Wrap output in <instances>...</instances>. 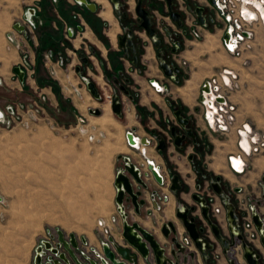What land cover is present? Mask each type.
I'll list each match as a JSON object with an SVG mask.
<instances>
[{"label":"crops","instance_id":"1","mask_svg":"<svg viewBox=\"0 0 264 264\" xmlns=\"http://www.w3.org/2000/svg\"><path fill=\"white\" fill-rule=\"evenodd\" d=\"M173 1L175 4L184 1L194 9L198 6L206 7L204 17L207 19V26L201 29V36H216L221 50L226 56H231L221 44L222 21L207 7V0ZM119 3L126 9L124 19L115 16L110 0H81V4H76L74 0H0V109L11 102H26L34 96L43 95L46 99L45 110L52 117H61L62 120L73 123L78 131L81 125L77 124V119L81 116L85 117L84 128H88L90 134H95V138L98 133L102 134L99 143L103 149L108 150L111 158L109 166L113 195L111 205L106 207L97 221H109L112 215L117 214L113 184L116 172L124 164L123 158L126 157L134 165L142 166V169L144 166L147 169V164L138 151L126 146L124 140L126 131H133L141 140L151 137L158 143L159 140L164 139V149L159 151L152 146L148 147L146 158L154 163V167H158L159 173L167 180L170 181L173 176H176L181 187L175 192L170 190V186L168 189H159L157 181L149 175L150 192L145 195L147 204L139 209L140 214L135 213L131 204L126 205L127 221L137 223L144 230L153 233L162 244L165 240L161 235V228L166 223H174L178 226L179 242L187 236L176 218L178 208L196 207V214L200 216L199 207L193 200L197 183L201 184L210 195L216 196L212 201L213 207H222L223 204L222 199L215 192L217 188L212 186L217 178L221 189L240 187L242 194L231 196L230 204L236 210L237 201L245 198L264 218V192L261 186L264 177L262 155L255 156L243 173L233 172L229 157L239 154L235 135L224 136L210 130L204 120L203 109L198 105L200 86L213 75L204 76L206 72L200 71L199 79L201 77L202 79L199 81L193 79L190 73L184 83L178 85L176 81L169 84L170 95L155 93L150 88L149 81L167 82V77L157 64L159 59L157 49L147 42V36L143 30L136 33L137 39L144 44L138 58L143 66V73L126 75L130 62L124 58L119 39L123 36V31L128 24L136 19L135 8L138 0H119ZM142 8L157 16H165L167 3L165 0H144ZM257 9L258 14L262 15L261 10L258 7ZM25 14H28L34 23V27L29 30L21 23ZM166 21L172 29L177 28L168 19ZM16 24L23 26L24 31L15 30ZM252 27L255 32V43L259 35L264 37V17L260 16ZM67 28L75 32L71 41L64 39ZM202 37L197 40L186 38L182 42L181 50L172 56L173 64L178 69L176 80L180 73L179 65L183 62L182 59L198 57V50L193 49L192 46L199 43ZM82 43L92 47L95 52L87 66L77 55ZM249 53L243 55V64ZM60 60L61 63H59ZM208 62L209 59L202 64L207 65ZM29 63L34 66V75L30 78L24 70V66ZM14 68H19L23 72L22 82L13 73ZM77 68L80 70L78 73ZM222 70L235 74L234 70L226 67L220 71ZM82 77L95 85L101 97L100 100L90 95L82 83ZM105 77L109 79V82L107 84L103 82L104 85H100L99 79L103 81ZM239 77L240 74L237 73V79ZM124 90L128 92V95L124 94ZM133 90H138V96L131 99L130 92L132 94ZM114 94L119 97L121 105L119 117L111 111L110 97ZM167 101H171L173 107L181 111V116L188 120L187 127L177 123L174 116L176 110L170 107ZM93 108L99 111V115H89L88 111ZM104 119H108L110 123L102 125ZM239 122L245 121L239 119ZM172 128H175L179 136L189 129L194 137H186L181 147H177L174 140L168 141L172 138L170 135ZM152 191L168 194L170 200L160 211H155L148 217L147 212L151 210L149 195ZM211 220L219 225L226 237L228 235L226 212L211 216ZM199 221L204 223L203 219ZM122 223V218L119 216L117 222L111 226L110 236L114 238L117 245L126 248L120 235ZM206 229V237L213 245L212 250L208 251L207 260L203 261L201 254L192 243L181 253L179 264H231L229 259L233 260V264H246L242 258L239 243L225 254L207 226ZM82 237L96 250H100V242L105 240L98 231L90 235H82L77 239ZM259 238L255 237L245 242L256 249L264 259V248ZM135 264H155V262L152 255H149L147 259H142L138 255Z\"/></svg>","mask_w":264,"mask_h":264},{"label":"rangeland","instance_id":"2","mask_svg":"<svg viewBox=\"0 0 264 264\" xmlns=\"http://www.w3.org/2000/svg\"><path fill=\"white\" fill-rule=\"evenodd\" d=\"M84 47L89 51L85 43L79 50ZM192 47L198 57L182 59L177 84L184 83L190 73L200 81V71L209 77L224 67L234 70L235 87L229 96L237 118L264 134L263 35L246 55L245 64L243 58L226 56L216 36L205 35ZM207 59L208 64H202ZM168 61L173 63L172 58ZM31 100H37V111L30 108ZM45 103L43 95L34 96L0 109L7 115L0 122V196L5 202L0 218V264H35L36 249L47 230L58 229L65 238L98 231L96 221L111 205V158L99 143L101 134L95 138L84 128L86 122L78 131L73 123L52 117ZM7 107H13L15 114L10 116ZM109 123L104 119L102 125ZM261 155L264 172V151Z\"/></svg>","mask_w":264,"mask_h":264},{"label":"built area","instance_id":"3","mask_svg":"<svg viewBox=\"0 0 264 264\" xmlns=\"http://www.w3.org/2000/svg\"><path fill=\"white\" fill-rule=\"evenodd\" d=\"M76 4H81L80 1L74 0ZM260 5L264 7V0H259ZM213 9L215 16L222 21V40L221 44L223 49L234 58H242L247 52H250L254 47L255 32L252 27L253 23L258 20V9L252 0H213V4L210 5ZM257 10V11H255ZM262 16V15H261ZM263 18V17H262ZM21 23L28 30L34 27V23L30 19L28 14H25L21 19ZM205 27L199 26L194 20L188 26L187 30L176 31V36L184 38L190 36L192 39L197 40L201 37V29ZM75 32L71 28H67L64 32V39L66 41H71L74 38ZM227 36L226 39L224 37ZM168 44H174L175 48L179 44L178 41L172 39V37L165 38ZM81 52L88 58H92V51L81 49ZM126 56L127 53L125 52ZM61 63V60L59 61ZM135 66V65H134ZM25 74L28 78L34 75V66L30 63L24 66ZM130 73H137L138 70L135 67L129 68ZM227 78V81L225 80ZM235 74L227 70H222L217 75H213L211 78L206 79L201 87L198 98V105L203 109L204 120L209 127L215 133L227 136L234 134L238 143V155L229 157L230 168L235 173H243L247 170L250 161L257 155L264 151V134L253 131L251 128L248 130L245 123L239 122L237 118V109L235 104L230 99V91L235 87L234 79ZM174 77H170V81H173ZM88 79L82 77V83L86 86ZM103 82L106 83V79L103 78ZM1 84V81H0ZM150 88L157 94L170 95L169 82H158L155 80L149 81ZM138 96V90H133L131 94V99ZM168 105L170 102L167 101ZM30 108L33 111L39 109L37 100H31L29 103ZM16 107V106H15ZM95 109H90L88 111L89 115L94 114ZM6 112L11 116L15 114L13 107H7ZM5 110H0V122L4 121L6 117ZM86 122L85 117L78 118V124L84 125ZM250 127V126H249ZM102 136V134H101ZM89 140L94 139V136H89ZM245 139L248 143V150L246 151L241 147V141ZM125 144L129 149H135L144 158L146 162L147 169H142V166H135V170L141 174L145 175L149 179L151 175V170L154 171L159 178L157 185L159 189H168L170 186V181L164 178L158 171V167H154V163L146 158V149L148 147L156 148L157 144L153 138L142 139L135 135L133 131H126L124 135ZM132 141V142H131ZM144 141V142H142ZM239 161V167H234L233 161ZM149 166L151 170H149ZM115 190V188H114ZM195 195L200 197L205 201V206L209 208V218L211 216L218 215L220 212L225 210V205L230 203L231 196L241 195L242 189L239 187L237 189L230 188L227 192H221L220 198L222 199V207H213V199L216 198L215 195H210L202 185L197 183L195 185ZM116 197V190L114 194V203ZM170 198L168 194H161L157 191H152L149 195V203L151 205V210L147 212V216H152L155 211H160L161 208L169 202ZM4 199L0 196V218L1 213L4 208ZM116 205V204H115ZM117 207V214L112 215L109 221L99 220L97 221L98 232L105 238V240L100 242V250L89 246L86 239L78 238L81 254L88 260L90 257L98 260H102L101 248L104 245L108 246L107 238L111 233V226L117 222V218L120 215ZM124 209V213L125 210ZM234 208V207H233ZM237 215V224L241 230V235L244 237L245 241L249 239H254L259 237L253 222L252 216L258 215L260 221L262 222L261 233L264 232V218H262L256 211L255 207L250 205L247 199L243 198L237 201V209H234ZM123 220H127L126 217ZM122 220V221H123ZM227 227V221H226ZM58 229L47 230V235L40 242L39 247L36 249L35 264H53L54 260L58 258V255L63 252L62 246L58 242ZM228 236V235H227ZM65 238V237H64ZM67 239V238H65ZM179 245L182 249H186L192 245V241L188 236H184ZM48 246V247H46ZM52 250H57V253L53 254Z\"/></svg>","mask_w":264,"mask_h":264},{"label":"water","instance_id":"4","mask_svg":"<svg viewBox=\"0 0 264 264\" xmlns=\"http://www.w3.org/2000/svg\"><path fill=\"white\" fill-rule=\"evenodd\" d=\"M78 1L81 3V0ZM110 1L113 4L115 16L119 19H124L125 14L119 10V0ZM165 1L170 8L172 0ZM208 2L211 5L213 4V0H208ZM195 13L198 22L201 25H204L205 19L202 15L203 8H196ZM135 14L139 21H141L140 28L144 30L146 36L151 40L153 47L158 49L161 41L155 37L156 32L152 28L150 17L147 11L141 7V2L137 3ZM171 20L179 25L178 14H172ZM14 29L19 32H23L25 28L19 24H16ZM131 37L132 32L128 29L124 31L123 36L119 39L120 48L124 52H126L127 48H130L132 51L134 50ZM226 38L227 36L224 37V39ZM77 55L83 63L87 62L83 54L78 52ZM159 69L167 78L172 77L178 72L177 69L170 68L169 65L164 62L159 63ZM76 72H79V68L76 69ZM13 73L19 78L21 82L23 81V72L19 68H14ZM86 88L94 99H101L97 89L95 88V85L91 81L88 80ZM124 94L127 95V91L124 90ZM110 103L112 113L119 117L121 114V106L118 101V97L113 96ZM94 114L99 115V111L95 110ZM174 116L180 126L186 127L188 125V120L181 117L180 111H176ZM170 135L174 140L175 146L177 147L181 146V143L185 137H193L192 132L189 129L186 130L185 135L178 136L176 134L175 128H172L170 130ZM158 143L157 149L162 151L164 149L163 140H160ZM123 160L124 164L122 168L116 172L113 184L116 190L115 204L118 206V211L120 212L122 220L125 217L127 218V214L124 213V209L128 204H131L134 207L135 213L139 215V209L147 204L145 195L146 193L150 192V183L148 182V178L143 174L139 176V172L135 170L134 164L131 163L128 158L125 157ZM149 170H151L150 166ZM151 175L157 182L160 181L156 173L152 170ZM216 182H219L218 178L216 179ZM262 183L264 192V177L262 179ZM212 186L217 188L215 192L220 196L221 190L219 189L218 184L213 183ZM180 189L181 187L179 186L178 178L173 176L170 179V190L175 192L179 191ZM193 200L199 207L200 216L196 214V207L184 206L177 209L176 218L181 224V227H183L185 234L190 238L197 251L201 254L203 261L207 260L208 251L212 250L213 248V245L206 237L207 226L214 239L222 247L225 254H228L227 252H229L231 248L235 247L236 243H239L242 249V258L246 264H264L262 255L251 245H248L245 242L244 237L241 235V230L237 224V215L235 214L234 208L230 203L225 205L228 231V236L225 237L219 225L213 223L209 218V208L205 206V201L197 195L193 196ZM194 214H196L195 217ZM200 219H203L205 225L199 221ZM251 219L257 232L260 234L259 240L262 247L264 248V232L261 233L262 222L260 221V218L257 214L253 215ZM120 235L126 248L117 245L114 238L109 236L106 240L108 246L104 245L101 248L102 260L94 259L92 257L86 260L81 254L77 238L74 235H70L67 239H65L63 233L60 231L58 232V242L62 246L63 252L58 255V258L54 260L53 264H135L137 262L138 255L142 259H147L149 255H152L155 264L180 263L179 257L181 253H183L184 249H182L179 245V228L174 223H166L161 228V235L165 240L164 244H162L153 233L144 230L137 223H130L127 220H123ZM52 253H57V250H52ZM229 262L233 264L232 259H229Z\"/></svg>","mask_w":264,"mask_h":264},{"label":"flooded vegetation","instance_id":"5","mask_svg":"<svg viewBox=\"0 0 264 264\" xmlns=\"http://www.w3.org/2000/svg\"><path fill=\"white\" fill-rule=\"evenodd\" d=\"M138 2H141V7H142V4L144 2V0H138ZM206 5L208 8H210L212 11L213 9L211 8V4L208 2V0L206 1ZM123 5L120 4V7H119V10L121 12H123L124 14H126V9H123L124 11L121 10ZM200 7V6H198ZM197 7V8H198ZM203 8V17H204V14L206 12V7H201ZM145 10V9H144ZM195 10L194 8H192L190 5H188L186 2L184 1H181V3L179 4H175L174 1L172 0V3H171V7L169 8L168 5H167V11H166V14L165 16H157L155 13H148L149 17H150V21H151V24H152V28L155 30L156 32V35L155 37L157 39H159L161 41L160 43V46L159 48L157 49L158 53H159V59L157 61V64L159 66V63L161 62H164L166 64L169 65L170 68L172 69H177L174 64L172 62H169L168 59L169 58H172V56L176 53H178L181 48H182V42L183 40H185L186 38H189L190 36H186L184 38H181V37H177L176 36V31L178 30H187L188 29V26L189 24L191 23L192 20H194V22H196L199 26H203L201 25L198 20H197V16H196V13H195ZM146 11V10H145ZM214 12V11H213ZM172 14H178L179 15V25L175 22H173L171 20V15ZM259 15V14H258ZM126 16V15H125ZM261 15H259L260 17ZM166 19H168L169 21H171V23H173L174 25L177 26L176 29H172L168 24H167V21ZM205 19V27L207 26V19L204 17ZM210 21H213L212 19H210ZM140 23L141 21H139L138 17L136 16V19L134 21H132L131 23L128 24V26L125 28V30H131L132 32V37H131V40H132V43H133V47H134V50L132 51L130 48H127L126 49V53H127V56L125 54V52L123 51V54H124V58L126 60H129L130 62V67H135L138 72L136 73L137 75L143 73V66L139 63V55L142 53V48L144 46L143 43H141L137 37H136V33L139 31V30H143L140 28ZM82 27H84L83 25H81ZM204 28V27H203ZM124 30V31H125ZM124 31H123V34H124ZM144 31V30H143ZM167 37H172L173 40L175 41H178V45H177V48H175L174 44H168L166 41H165V38ZM191 38V37H190ZM147 42L149 44L152 45L151 43V40L147 37ZM84 44V43H83ZM153 46V45H152ZM91 49L92 51V57L95 55V52L93 51V48L92 47H88ZM80 52L81 54H83L80 50L78 51ZM83 56L85 57V59L87 60V62L85 63V66L88 65V61L90 58L86 57L84 54ZM135 65V66H134ZM89 69V68H88ZM178 70V69H177ZM80 71V70H79ZM178 73V72H177ZM176 73V74H177ZM129 74H132L129 72V69L128 71L126 72V75H129ZM176 74H174L172 77H174V80L173 81H170V78H166V81L169 82V84L171 82L175 83L177 80H176ZM106 79V83L109 82V79L107 77H105ZM156 81V80H155ZM99 83H102V85H104L103 81L101 79H99ZM166 83V82H164ZM201 87V86H200ZM128 93V92H127ZM128 95V94H127ZM113 96H117L116 94H114ZM112 96V97H113ZM110 97V101H111V98ZM118 97V96H117ZM130 97H131V92H130ZM136 98V97H135ZM134 99V98H132ZM118 101H119V97H118ZM170 102V107H173V103L171 101ZM120 103V102H119ZM121 106V105H120ZM175 109V107H173ZM96 110V109H95ZM176 111H180L179 109H175ZM181 113V111H180ZM121 116V114H120ZM182 117V116H181ZM188 126V125H187ZM186 126V127H187ZM187 130V129H186ZM191 131V130H190ZM186 132V131H185ZM185 135V133L183 134ZM193 135V134H192ZM179 136V135H178ZM182 136V135H180ZM194 137V136H193ZM193 137H190V138H193ZM186 138V137H185ZM171 139V140H170ZM168 139V141L172 142L173 141V138H170ZM163 140V144H164V139H161ZM160 141V140H159ZM158 141V142H159ZM156 148L158 147V144L157 141H156ZM182 144V143H181ZM181 147V146H180ZM207 151H208V147H206ZM213 183H217L218 184V187L220 185V182H216V180L213 182ZM201 185V184H200ZM261 186L263 187V183L261 184ZM219 189L221 190V192H227L230 188L229 187H225L223 189H221L219 187Z\"/></svg>","mask_w":264,"mask_h":264},{"label":"bare ground","instance_id":"6","mask_svg":"<svg viewBox=\"0 0 264 264\" xmlns=\"http://www.w3.org/2000/svg\"><path fill=\"white\" fill-rule=\"evenodd\" d=\"M252 3L253 4H255L260 10H261V14H262V17H264V7L262 6V5H260V2H259V0H252ZM260 17H259V15H258V19H259ZM225 80L227 81V78H225ZM246 128L248 129V130H250V127L248 126V125H246ZM241 147L242 148H244L246 151L248 150V143L246 142V140L245 139H243L242 141H241ZM233 165H234V167H239V161H233Z\"/></svg>","mask_w":264,"mask_h":264}]
</instances>
